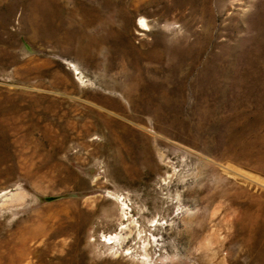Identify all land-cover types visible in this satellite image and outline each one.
Returning a JSON list of instances; mask_svg holds the SVG:
<instances>
[{"label": "rangeland", "instance_id": "rangeland-1", "mask_svg": "<svg viewBox=\"0 0 264 264\" xmlns=\"http://www.w3.org/2000/svg\"><path fill=\"white\" fill-rule=\"evenodd\" d=\"M0 264H264V0H0Z\"/></svg>", "mask_w": 264, "mask_h": 264}]
</instances>
